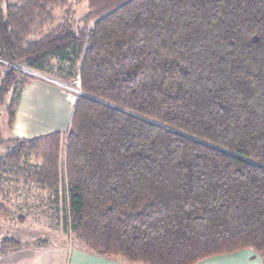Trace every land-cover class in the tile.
<instances>
[{
	"label": "trees",
	"instance_id": "trees-1",
	"mask_svg": "<svg viewBox=\"0 0 264 264\" xmlns=\"http://www.w3.org/2000/svg\"><path fill=\"white\" fill-rule=\"evenodd\" d=\"M76 1L80 20L55 16L68 0H0L7 129L30 83L7 63L81 91L66 133L0 124V198L5 170L87 252L127 264L264 255V0Z\"/></svg>",
	"mask_w": 264,
	"mask_h": 264
},
{
	"label": "rangeland",
	"instance_id": "rangeland-1",
	"mask_svg": "<svg viewBox=\"0 0 264 264\" xmlns=\"http://www.w3.org/2000/svg\"><path fill=\"white\" fill-rule=\"evenodd\" d=\"M23 0H2V7L7 3L13 5H20ZM68 5L63 10H56L55 16L60 19L63 16L64 10L68 11L72 9L74 11V17L76 20H80L87 13V4L85 1L68 0ZM80 25V24H78ZM62 67L63 74H67V64L65 63H55L54 71H60L59 68ZM51 80H55L62 84L74 86L75 79H64L58 77L54 74L47 75L46 73H41ZM26 76V75H25ZM30 82H35L40 85L52 86L58 89L59 98L61 101H66V104L71 110V115L75 101L71 103L66 97L68 95L72 96L69 91L63 92V90L55 84L53 81H49L37 76L27 75ZM23 92V91H22ZM22 96V93H21ZM20 96V98H21ZM64 99V100H63ZM20 101V100H19ZM19 105V102H18ZM17 105V108H18ZM16 108V111H17ZM16 117V113H15ZM6 114L5 107L0 108V124L4 133V136H14L12 130H8L6 127ZM15 120V119H14ZM71 120V117H70ZM70 120L64 130L67 131ZM22 122V121H21ZM14 125V124H13ZM13 129V127H12ZM58 130V129H56ZM55 131V130H52ZM51 132V131H48ZM47 133V132H46ZM44 134V133H42ZM38 135V134H37ZM34 136V135H33ZM31 137V136H30ZM25 138V137H23ZM2 152H0L1 154ZM61 160H63V153H60ZM4 171V172H3ZM3 180L2 182L4 193H6L5 198H0L3 200L5 207L7 208V213L0 212V241L4 238H11L18 241L22 248H36V247H60L66 246L71 248H82L83 245L78 242L70 232L63 230L61 213L58 216H54L53 212L50 210L46 200V196L43 193L32 189L29 186H23L21 184H14L13 176H8V172L3 170ZM43 197V198H42ZM23 216V218H21ZM21 248V249H22ZM83 249H85L83 247ZM235 260V261H234ZM199 264H264V255H259L252 250H245L239 252L237 257L227 256L224 259L222 257L209 258Z\"/></svg>",
	"mask_w": 264,
	"mask_h": 264
},
{
	"label": "crops",
	"instance_id": "crops-1",
	"mask_svg": "<svg viewBox=\"0 0 264 264\" xmlns=\"http://www.w3.org/2000/svg\"><path fill=\"white\" fill-rule=\"evenodd\" d=\"M71 110H69L66 101H61L59 98L57 88L30 82L23 89L16 111L12 133L17 137H30L56 129L64 130L69 123ZM238 253L230 254V256L237 257ZM227 256L229 255H220L217 257L224 259ZM0 264L127 263H124L118 258H107L89 253L83 247L71 248L60 246L22 248L5 255H0Z\"/></svg>",
	"mask_w": 264,
	"mask_h": 264
},
{
	"label": "built area",
	"instance_id": "built-area-1",
	"mask_svg": "<svg viewBox=\"0 0 264 264\" xmlns=\"http://www.w3.org/2000/svg\"><path fill=\"white\" fill-rule=\"evenodd\" d=\"M0 62H4L3 60L0 59ZM9 65H11L12 67L18 69L19 71L27 74V75H31V76H37L49 81H53L49 78H47L46 76H44L43 74H41V72L27 68L23 65H19V64H11V63H7ZM55 84H57L58 86H60V88L63 90V92L69 91L72 93V96L68 95L66 98L73 103L75 101V99L81 95V91H80V83H79V75L76 76L74 83V86H70V85H66V84H62L60 82L57 81H53Z\"/></svg>",
	"mask_w": 264,
	"mask_h": 264
}]
</instances>
